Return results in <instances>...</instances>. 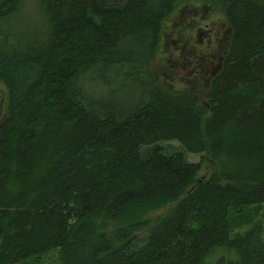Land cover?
Listing matches in <instances>:
<instances>
[{"label": "trees", "instance_id": "obj_1", "mask_svg": "<svg viewBox=\"0 0 264 264\" xmlns=\"http://www.w3.org/2000/svg\"><path fill=\"white\" fill-rule=\"evenodd\" d=\"M182 2L226 30L200 55L215 58L214 73L198 68L199 86L178 90L153 63ZM22 3L0 0V24ZM38 6L32 35L0 30V264L49 252L58 264H207L216 249L231 254L222 264H264L260 223L233 231L264 204V0ZM193 26L186 16L175 28L178 55L194 49ZM129 82L140 85L132 98L104 96ZM163 141L199 161L164 153Z\"/></svg>", "mask_w": 264, "mask_h": 264}, {"label": "rangeland", "instance_id": "obj_2", "mask_svg": "<svg viewBox=\"0 0 264 264\" xmlns=\"http://www.w3.org/2000/svg\"><path fill=\"white\" fill-rule=\"evenodd\" d=\"M196 5L186 3H180L176 11L173 13L172 18H168L162 26L161 35H160V43L159 50L156 56L155 62L153 63V67L157 70L158 76H160L161 81H165L168 83L167 86H170L173 89L181 90L186 86H190L191 84L193 88H197L200 84V80L197 82V78H194V75L197 73L198 67L195 66L196 61L192 59L190 54L184 52L183 57L178 56V49L181 43L176 40V34L174 33L175 28L181 24L183 20H185L186 16H191L193 19V25L198 28L202 27L205 30H191L190 38L195 43V49H204L205 40L202 36V33L210 32L212 28L213 31L218 29V36L226 30L225 25L222 19L219 18L217 14H215L210 9L203 7V10H196ZM41 25V14L38 6V0H23V3L20 9L10 18L5 20L0 24V30L2 32H9L13 35H19L23 32L33 34V31H36ZM207 29V30H206ZM195 38V40H194ZM198 45H197V44ZM214 45V44H212ZM184 47V46H183ZM184 50H188L184 47ZM189 51V50H188ZM198 63V62H197ZM215 61L212 62L214 64ZM210 67V65H209ZM205 77V74H204ZM193 78V79H192ZM140 85L133 84L132 82L126 83L125 87H122L121 90H117L119 92L114 93L113 95H104L109 100H117L119 99H129V97L135 96L139 91ZM132 100V99H131ZM4 94L1 90L0 92V110L1 106L4 104ZM164 151V153H170L173 151H182L184 154V158L187 162H198L199 155L183 151L180 145L175 141H163L159 143ZM149 147H141L140 153L142 156H145ZM208 172V169L204 162L199 164V169L196 173L198 177H205ZM258 207V206H257ZM256 206L249 207L248 211H245L244 215L249 223H246L243 226L235 225L233 231H243L253 222H259L262 228V238L264 240V204H261L258 208ZM164 208L159 210L152 211L148 214V218L150 219V224L154 221V217L161 213ZM145 233V230L139 232V235ZM219 249V248H218ZM231 254L227 255L221 249L214 250V252L209 255V259L207 260V264H222L224 261L230 259ZM223 260V262L221 261ZM41 264H58L56 261V253L49 252L46 257V261Z\"/></svg>", "mask_w": 264, "mask_h": 264}, {"label": "flooded vegetation", "instance_id": "obj_3", "mask_svg": "<svg viewBox=\"0 0 264 264\" xmlns=\"http://www.w3.org/2000/svg\"><path fill=\"white\" fill-rule=\"evenodd\" d=\"M211 29L210 32H205V33H202V36L204 37V40H205V46H204V49H200L198 48L197 50L194 48L193 50H184V47L181 46V52L180 54L178 55L179 57H183V53L185 52L187 54H190V56H192V59H194L196 61L195 63V66H197L198 68H200V70H202L204 68V71L203 73H209V74H212L214 73V71L217 69L218 65H216V62L214 64H212L213 61H215V58L214 60L211 62V61H207V58H205L203 60V56H200V55H203V51H206L207 52V55L210 57H212V54L211 53H214L216 52V48L214 47L215 45V42H216V39L218 37V30L217 31H213L212 28H209ZM192 30L193 31H197L199 30L200 32L205 30L204 28L202 27H198L196 28L195 26L192 27ZM207 30V29H206ZM214 44V45H212ZM198 45V44H197ZM196 52H199V54H197ZM211 52V53H210ZM197 58H202V60L200 62L197 63ZM212 59V58H211ZM210 65V67H209ZM198 71V70H197Z\"/></svg>", "mask_w": 264, "mask_h": 264}, {"label": "water", "instance_id": "obj_4", "mask_svg": "<svg viewBox=\"0 0 264 264\" xmlns=\"http://www.w3.org/2000/svg\"><path fill=\"white\" fill-rule=\"evenodd\" d=\"M0 92H1V88H0Z\"/></svg>", "mask_w": 264, "mask_h": 264}]
</instances>
